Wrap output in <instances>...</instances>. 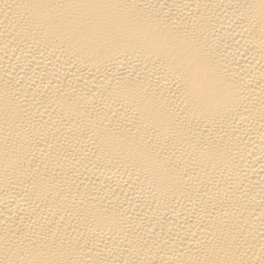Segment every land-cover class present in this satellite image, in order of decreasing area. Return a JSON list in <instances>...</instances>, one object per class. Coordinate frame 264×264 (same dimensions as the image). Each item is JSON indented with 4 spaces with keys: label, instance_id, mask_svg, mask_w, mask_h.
<instances>
[{
    "label": "bare ground",
    "instance_id": "6f19581e",
    "mask_svg": "<svg viewBox=\"0 0 264 264\" xmlns=\"http://www.w3.org/2000/svg\"><path fill=\"white\" fill-rule=\"evenodd\" d=\"M0 264H264V0H0Z\"/></svg>",
    "mask_w": 264,
    "mask_h": 264
}]
</instances>
